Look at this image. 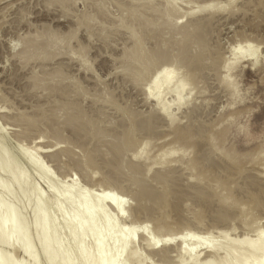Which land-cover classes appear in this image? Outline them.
I'll return each instance as SVG.
<instances>
[{"label": "rangeland", "instance_id": "374dc122", "mask_svg": "<svg viewBox=\"0 0 264 264\" xmlns=\"http://www.w3.org/2000/svg\"><path fill=\"white\" fill-rule=\"evenodd\" d=\"M159 63L173 70L157 94L169 119L148 90ZM1 152L28 174L0 197L29 226L35 190L49 213L73 182L72 193L118 198L121 212L99 202L116 229L135 235L142 264H178L182 243L205 233L254 239L264 229V0H0ZM7 176L0 167V182ZM29 241L47 264L32 228ZM227 248L197 244L187 264H221ZM0 252L29 262L19 248Z\"/></svg>", "mask_w": 264, "mask_h": 264}, {"label": "bare ground", "instance_id": "6f19581e", "mask_svg": "<svg viewBox=\"0 0 264 264\" xmlns=\"http://www.w3.org/2000/svg\"><path fill=\"white\" fill-rule=\"evenodd\" d=\"M234 1L235 0H229L230 3ZM138 42L140 41H138L137 39L135 43V47L138 46ZM231 54H233V52ZM234 54L231 56H233V58H236L234 57L236 56ZM156 58H154L155 62L158 61V62H161V64L163 63L161 61L163 60L161 59V57L159 58L157 56ZM233 58L231 57L230 59H233ZM151 63L154 64V62L152 61ZM231 63H227L226 66L227 67L231 66L233 64ZM161 64L157 65V67L160 66L161 69L165 68V67H162ZM157 67H156V70H154L155 79L152 80L153 82H150L152 84L149 86L148 90L152 97L158 99L160 97V95L157 96V94H160L159 90L161 89L163 90L164 88L162 87L164 85L168 87V85L170 86V84L173 82V74H172L173 70L166 67L165 69L161 71L160 67L158 68L160 70H157ZM181 86L184 88L183 85ZM178 88L179 90L181 89L180 86ZM171 90L172 89H170V91ZM182 91L183 89H181V92ZM175 93H177V90L175 91ZM179 93L180 91L177 94ZM177 94H176V97H179ZM148 97L152 98L150 96ZM178 100L180 102L178 101L177 105L180 106L182 97H181V100H180V97L178 98ZM155 103H157L156 99H155ZM156 105L157 107L160 106L159 108H157L158 111L160 110L159 111L160 114L166 119L167 118L169 119L171 115L169 113L170 106L167 105L166 102H163L160 100H159V104L157 103ZM161 119H164V118H161ZM130 141L131 140H128V142H122L120 144L121 145L130 144ZM27 162L31 166H34L35 168L37 167L32 162V160L29 159L27 160ZM0 167L2 170L5 171V173L8 174L7 177L9 178L7 182H0V191H3V193L12 194L14 187L21 188L22 186L26 185L28 174L26 172L16 170V168L18 167V160L16 159V157L8 153L5 154L4 152H1L0 153ZM39 171L41 172V174L45 176V173L40 168H39ZM73 185L74 183L72 182L69 185L67 184L66 186H64L63 189H61L60 198L57 200V202L54 205H52L49 213H45L46 208H47V200L44 197V194L35 190V193H34L35 194V201H34L35 206L33 208V221L32 223H30V226L27 224L24 218H17L16 207L13 206V207H8L7 209H5L7 202L3 198L4 197L3 195H2L3 197H0V246L1 245L10 246L13 250L19 248L29 258V262L24 263V262L15 260L7 253L2 254L0 252V264H38L37 254L34 252V249H33L34 247L29 241V228H32L37 231V241L41 248L42 255L45 261L47 262V264H79L81 262L84 263V261L87 262V260L89 261L90 264L92 263L93 264H119L120 261L122 260L125 261V264H132L134 262H136L137 264H142V260L136 257L134 255L133 250L130 249V247L134 245L135 235L133 234L129 235L127 231H125V229L124 230L116 229L117 225H116L115 220L111 221L108 219V216L106 213L107 209L105 210L103 208L104 204L101 205L102 201L104 203V201L109 200L111 206L114 205L115 208L117 207L118 209L116 210L117 212H119L118 210L121 207V202L117 200L118 198L114 197L115 196L114 194L105 192V193L100 194V196L99 195L96 196L98 197L99 201L101 200L100 201L101 204H100L98 200L97 201L95 200L96 198L95 199L93 198L92 200V197L87 194L88 191L86 192L77 191L75 193H72ZM23 196H25L27 199H30L29 192L24 193ZM32 200H33V197H32ZM63 201L72 205L73 209L70 213H65V211L64 213L62 212V202ZM112 208L115 209L114 207ZM121 210L122 209L120 208V212ZM60 216L62 217V220H61V223L58 225L57 221ZM99 224L100 226L98 227ZM258 228L260 229V226ZM113 230L115 231L114 233L115 235L110 236L111 231ZM258 230L256 228L255 230L257 231L256 237L251 240H248L246 238H242L241 240L239 239L236 241L229 240L224 234H220L217 238L213 240H208L206 238V235H208L207 233L204 234L205 236H201V238L193 237L189 241L190 243L189 245H186V244L183 245L182 243L181 245V248L183 249L182 252L187 257L185 258L182 256L181 258H179L178 264H187L188 262L196 261L195 260L196 258L194 259L193 257V251H194L193 248L197 244L205 245V249L209 250L208 252L211 251L212 253L213 252L216 253V251L220 250V248L222 249L224 245H229L230 248H227L225 253H223L224 254L223 256L225 258L223 259L225 260V262L221 264H264V231H263L264 229L262 230L260 229L259 231ZM63 231H66L68 233L69 238L67 237V240L69 239V244H70L69 247L73 253L70 252V250L65 249L64 246H65L66 238L64 237V235L60 237L58 236V234L60 232L62 233ZM142 232H143V235L147 237L146 246L148 248L155 247L156 245L155 238L150 234V231L148 230V228L144 227ZM90 240L94 241V244H93L94 249L92 248L93 249L92 252L93 251L94 252L92 253L93 255H91L92 260L90 257H88L90 259H87L86 257L87 254L89 256V252L87 251L88 248L86 250V247H90L89 246L91 244V243L89 244ZM108 242H111V251L110 253L107 254L108 250L106 251V248H107ZM241 250L246 251L247 254H249V256H246L247 258L245 257L243 258V260L240 261L238 258V253ZM86 252L88 253L86 254ZM90 261H93V262L91 263ZM195 264H199V263H195ZM205 264H213V263L206 262Z\"/></svg>", "mask_w": 264, "mask_h": 264}]
</instances>
